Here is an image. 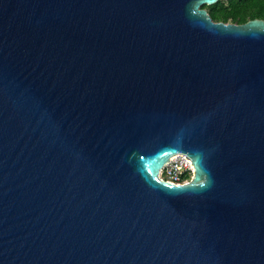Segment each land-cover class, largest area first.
I'll return each mask as SVG.
<instances>
[{"label": "water", "instance_id": "1", "mask_svg": "<svg viewBox=\"0 0 264 264\" xmlns=\"http://www.w3.org/2000/svg\"><path fill=\"white\" fill-rule=\"evenodd\" d=\"M219 1L0 0V264H264V19Z\"/></svg>", "mask_w": 264, "mask_h": 264}, {"label": "trees", "instance_id": "2", "mask_svg": "<svg viewBox=\"0 0 264 264\" xmlns=\"http://www.w3.org/2000/svg\"><path fill=\"white\" fill-rule=\"evenodd\" d=\"M207 8L215 21L225 23H245L251 19H264V0H227V4L220 0Z\"/></svg>", "mask_w": 264, "mask_h": 264}, {"label": "built area", "instance_id": "3", "mask_svg": "<svg viewBox=\"0 0 264 264\" xmlns=\"http://www.w3.org/2000/svg\"><path fill=\"white\" fill-rule=\"evenodd\" d=\"M194 176L192 161L185 154L173 156L160 172V178L177 185L186 184Z\"/></svg>", "mask_w": 264, "mask_h": 264}, {"label": "rangeland", "instance_id": "4", "mask_svg": "<svg viewBox=\"0 0 264 264\" xmlns=\"http://www.w3.org/2000/svg\"><path fill=\"white\" fill-rule=\"evenodd\" d=\"M222 1L227 4V0H222Z\"/></svg>", "mask_w": 264, "mask_h": 264}]
</instances>
